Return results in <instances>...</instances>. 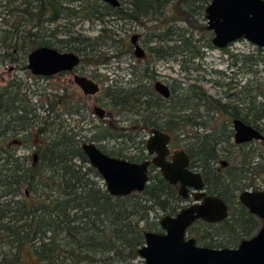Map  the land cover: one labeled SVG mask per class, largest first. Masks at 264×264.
Here are the masks:
<instances>
[{
  "label": "trees",
  "instance_id": "1",
  "mask_svg": "<svg viewBox=\"0 0 264 264\" xmlns=\"http://www.w3.org/2000/svg\"><path fill=\"white\" fill-rule=\"evenodd\" d=\"M119 2L114 8L100 0H0V65L9 63L34 81L53 78L35 77L26 69L29 53L44 46L78 55V72L96 82L87 68L119 56L98 50L108 41L116 43L105 18L141 26L145 31L138 36L146 51L144 59L135 58L127 85L116 81L99 93L96 103L106 115L90 127V136L83 135L80 124L90 113L87 96L69 87L42 91L37 81L20 77L0 89V264H128L137 259L144 232H160L159 218L176 213L184 200L155 170L144 190L111 195L81 146L93 143L108 156L139 163L145 151L139 135L153 129L185 150L207 192L229 206L223 221H198L189 228L199 245L233 247L261 225L238 195L264 188V139L236 145L231 123L240 120L264 135V84L249 81L227 95L237 103H228L201 86L174 81L167 85L169 98H163L152 86L158 78L154 64L172 61L185 73L197 71L196 61L213 48L205 19L210 0ZM70 20L96 22L99 34L73 35L58 25ZM124 47L120 55H134L131 42ZM233 58L232 66L239 64L241 70L256 73L259 66L264 71L262 48ZM116 114L136 118L123 127ZM137 138L134 155L123 154L125 147L108 151L102 144L128 139L134 145ZM18 148L28 153L18 154ZM222 153L227 160L219 170L214 164Z\"/></svg>",
  "mask_w": 264,
  "mask_h": 264
},
{
  "label": "water",
  "instance_id": "2",
  "mask_svg": "<svg viewBox=\"0 0 264 264\" xmlns=\"http://www.w3.org/2000/svg\"><path fill=\"white\" fill-rule=\"evenodd\" d=\"M100 1L114 8L120 6L119 0ZM205 19L214 48L225 49L236 41L245 40L264 49V0H210ZM130 42L134 56L143 58L145 51L138 44V35L132 36ZM79 62L75 53L43 46L29 53L26 69L35 77L48 78L72 72ZM72 78L83 95L100 93L99 85L92 79L77 74ZM154 90L163 98L170 96L169 87L160 81L154 84ZM93 111L98 118L104 117L103 109L94 107ZM231 125L236 145L264 139L256 128L240 120H233ZM169 143L168 134L151 130L145 149L152 159L141 163L108 156L93 143L85 142L81 146L89 165L97 171L106 190L113 196L144 190L149 182L148 167L153 166L168 183L179 185L178 194L182 198L192 197V201L174 215H163L159 219L160 232H144V243L137 250L138 257L144 264H264V188L245 189L238 195L240 203L262 220L252 236L242 239L234 247L199 245L195 238L186 236L187 228L197 219L209 223L223 220L228 215V206L221 197L206 191L202 175L190 168L189 157L183 149L167 159Z\"/></svg>",
  "mask_w": 264,
  "mask_h": 264
},
{
  "label": "rangeland",
  "instance_id": "3",
  "mask_svg": "<svg viewBox=\"0 0 264 264\" xmlns=\"http://www.w3.org/2000/svg\"><path fill=\"white\" fill-rule=\"evenodd\" d=\"M105 25L110 30L113 39L116 43L110 46V42H106V47H102L98 49L100 53L105 54L106 56L119 55L118 58H111L109 62L89 66L87 70L90 75H94V79L96 83H98L100 87V91L104 86L110 85L114 82H122V84L127 85L126 82L133 78L131 76V66L135 65V57L133 54H121V51L125 50L124 45L130 44L131 37L134 35H141L145 30L139 25L131 22L117 21L111 18H105ZM58 25L64 27V30H71V34L82 35L85 37H96L99 34L100 25L96 22L89 21H78V20H70V21H60ZM109 34H107L108 36ZM123 40V45L119 44L118 41ZM139 45L145 49L141 40H139ZM132 51L134 52V47H132ZM255 53V46L246 42L245 40H239L232 44H230L225 49H206L205 55L202 60H197L196 63L199 65V69L197 71H191L185 73L181 70L179 64L172 61H158L154 64V69L157 74V81L163 82L167 85L173 84H181V86L187 87L190 84H196L201 86L207 94L211 95L214 98L220 99L223 102H234L235 99L227 98L228 94L239 90V87L250 82H258L264 84V71H262L261 67H254L256 73H252L248 70V67L239 68V64L237 66H232L234 61V55H246ZM151 61V60H150ZM27 65V64H26ZM33 76V75H32ZM15 77H20L27 83H36L39 85V89L44 91L45 89H57V88H65L69 87L74 93L77 95H82L81 91L76 87L73 83L72 75H55L53 78L48 80H35L29 77L24 71H18L13 65L9 63L0 65V89L8 84L10 80ZM230 84V85H228ZM251 84V83H249ZM153 86V85H152ZM263 87V86H262ZM252 92L249 93L252 96ZM100 94L95 96H87V103L89 106V114L82 119L80 124H83V128L86 131L83 132V135L90 136L93 133V130H90V127L99 126V118L94 114L93 107L98 106L96 103V99ZM260 96H258L257 100L260 101ZM106 115V114H105ZM124 119H123V118ZM136 116L129 114L127 117L124 115H115V120L119 122L120 126L126 127L130 126V121L134 120ZM104 119V118H103ZM106 119V118H105ZM129 119V121H128ZM72 120L78 121L76 117ZM73 123V121H72ZM202 130V129H200ZM147 132H143L141 135V139L147 136ZM136 142H139V139H135V144L133 145L128 139L125 140H109L104 143L105 148L108 151L122 149V153L125 155H134L136 153ZM172 142V141H171ZM141 146V145H140ZM171 143L172 150H179V146ZM18 154L28 153L23 149H17ZM221 158L217 163L214 164L216 168L221 169L220 162L226 161V154L222 153ZM219 169V170H220ZM197 171L198 169H192ZM185 202H182L184 205ZM160 219V218H159ZM128 264H144L143 260L139 257Z\"/></svg>",
  "mask_w": 264,
  "mask_h": 264
},
{
  "label": "flooded vegetation",
  "instance_id": "4",
  "mask_svg": "<svg viewBox=\"0 0 264 264\" xmlns=\"http://www.w3.org/2000/svg\"><path fill=\"white\" fill-rule=\"evenodd\" d=\"M138 44H139V36H138ZM143 48V47H142ZM145 56H146V51H145ZM145 56L143 57V58H136L137 59V61H140L141 59H144L145 58ZM80 62H81V60H80ZM80 62H79V64H78V66L72 71V72H64V73H60V74H58V75H65V74H68V75H74V74H77V75H81L79 72H78V68L80 67ZM81 76H84V75H81ZM44 78H46V77H44ZM158 82V81H157ZM156 83V82H155ZM154 83V84H155ZM161 83H163V82H161ZM154 84H153V88H154ZM163 84H165V83H163ZM166 86H167V84H165ZM168 87V86H167ZM101 92V91H100ZM85 96V95H84ZM98 105V104H97ZM95 107H99V108H101V109H103L101 106H95ZM94 108V107H93ZM104 110V109H103ZM104 113L106 114V112H105V110H104ZM95 114V113H94ZM104 114V115H105ZM104 118V117H103ZM102 118V119H103ZM100 119V118H99ZM149 135H150V132L147 134V136L146 137H144V139H143V142H144V146L146 145V140H147V138L149 137ZM139 137L141 138V136L139 135ZM139 138V139H140ZM172 141V139H171V137H170V143H169V145H168V147H169V151H170V155L167 157V159H170V157H171V155L172 154H174L176 151H178V150H172L171 149V142ZM252 142H255V141H251V142H249V143H252ZM243 144H246V143H243ZM248 144V143H247ZM179 150H181V149H179ZM185 151V150H184ZM152 159V156H149V155H147V153H146V149H145V151H144V156H143V159H142V161L141 162H143V161H145V160H151ZM141 162H139V163H141ZM138 163V162H137ZM190 168H191V165H190ZM192 169V168H191ZM152 170H155L156 172H158V169H156V168H154L153 166H149L148 167V174H149V172L150 171H152ZM176 189H177V191H178V187H179V185L178 184H172ZM206 189V188H205ZM207 191V190H206ZM183 202H185V204L184 205H182L181 204V207H183V206H185V205H187L188 203H190L191 201H192V197L191 196H189L188 198H186V199H184L183 198ZM240 202V201H239ZM226 203V202H225ZM227 204V203H226ZM227 206H228V204H227ZM180 207V208H181ZM179 208V209H180ZM178 209V210H179ZM175 214V213H174ZM174 214H170V215H174ZM228 214H229V206H228ZM228 216V215H227ZM227 218V217H226ZM225 219V218H224ZM223 219V220H224ZM260 219V218H259ZM223 220H221V221H223ZM198 221H204V220H202V219H197V220H195L192 224H191V226H189L188 228H187V230H186V236H189V237H193V238H195L194 236H191L189 233H188V230H189V228L190 227H192L196 222H198ZM221 221H218V222H221ZM204 222H206V221H204ZM218 222H214V223H218ZM260 222H261V224H262V220L260 219ZM207 223H209V222H207ZM261 226V225H260ZM195 240H196V238H195ZM196 243H197V240H196ZM198 244V243H197ZM234 247V246H233Z\"/></svg>",
  "mask_w": 264,
  "mask_h": 264
}]
</instances>
